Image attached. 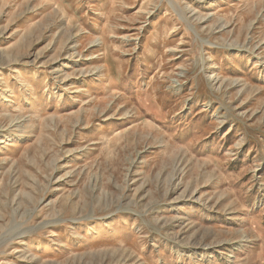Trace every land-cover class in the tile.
<instances>
[{"label":"rangeland","instance_id":"374dc122","mask_svg":"<svg viewBox=\"0 0 264 264\" xmlns=\"http://www.w3.org/2000/svg\"><path fill=\"white\" fill-rule=\"evenodd\" d=\"M0 264H264V0H0Z\"/></svg>","mask_w":264,"mask_h":264},{"label":"bare ground","instance_id":"6f19581e","mask_svg":"<svg viewBox=\"0 0 264 264\" xmlns=\"http://www.w3.org/2000/svg\"><path fill=\"white\" fill-rule=\"evenodd\" d=\"M23 235V232L21 233ZM20 235V234H19Z\"/></svg>","mask_w":264,"mask_h":264}]
</instances>
